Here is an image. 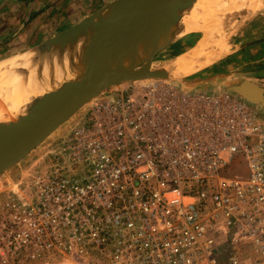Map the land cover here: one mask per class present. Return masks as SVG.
I'll return each mask as SVG.
<instances>
[{"label": "built area", "instance_id": "1", "mask_svg": "<svg viewBox=\"0 0 264 264\" xmlns=\"http://www.w3.org/2000/svg\"><path fill=\"white\" fill-rule=\"evenodd\" d=\"M263 110L157 80L93 100L0 203L2 262L264 264Z\"/></svg>", "mask_w": 264, "mask_h": 264}, {"label": "water", "instance_id": "2", "mask_svg": "<svg viewBox=\"0 0 264 264\" xmlns=\"http://www.w3.org/2000/svg\"><path fill=\"white\" fill-rule=\"evenodd\" d=\"M4 1L0 0V7ZM197 1L114 0L34 47L35 58L49 55L50 59L57 51L66 52L70 74L24 107H0L6 115L0 121V176L108 90L133 82L170 80L172 71L154 69V60L187 32L171 30L153 41V25L188 11ZM95 37L100 38L97 49ZM88 61L92 65L86 70ZM228 91L264 108V90L254 83L242 82Z\"/></svg>", "mask_w": 264, "mask_h": 264}, {"label": "rangeland", "instance_id": "3", "mask_svg": "<svg viewBox=\"0 0 264 264\" xmlns=\"http://www.w3.org/2000/svg\"><path fill=\"white\" fill-rule=\"evenodd\" d=\"M194 6L195 5H193L192 7ZM225 23L227 25V30H225V32L227 34V47L229 49V52L224 58L216 61L214 64L210 65L207 68H199V65L204 63L205 56L189 63L181 69H176L175 66V63L180 58L168 61L165 64L155 63L153 65L154 69L171 70L173 73V76L170 80H164L163 82L169 84L172 87L184 89L186 88V86L189 88L199 87L193 85V83H198L199 78H207L208 80H204V82H207L209 84V87L206 88L208 91H213V86H216L217 84H224L225 88H222L221 90H228L231 87H237L242 82L254 83L264 90V0H244L232 15L226 16ZM4 30L5 27L0 25V32L2 33L1 37H3L5 35L4 33L7 32V30ZM179 30H187V34L191 33L190 43L192 45V49L196 47V44H198V42L202 38L201 33L185 29V26L182 22L180 24ZM2 43H4V41H2ZM7 48L8 47H6V50ZM8 50V52L2 53V56L0 55V60L24 53L26 54L25 57L29 60V65L37 66L42 58H47V56L49 57V55H47L44 57L38 56L35 58L33 48H12L11 50ZM164 56L165 55H161L158 61H163L167 58ZM229 57L233 59V61H230L231 63H227V59ZM125 87L126 84H123L116 88H112L98 98L101 99L111 97L115 91L123 89ZM193 90L201 89L194 88ZM86 107L81 109L71 119V122L59 128L55 134H52V136L50 135L51 137L49 136L46 139L47 141L44 142L41 148L35 149L19 164L4 172L0 176V203L3 202L7 198V196L11 194H8V192H10L9 189L18 180L27 179L37 170L41 169L44 164L43 156L46 147H49L51 144H53V142H55L57 139H60L64 134H66V131H68L72 126L71 124L79 121L82 118ZM236 170L237 166L232 165L229 169V173L234 175L236 173ZM0 260V264H18L11 260H9L8 262L6 261L5 263L2 262L1 258ZM85 262L86 264H106L101 260H97V258H93L92 260ZM36 264L78 263L73 261L72 259H70V261L68 262L66 261V258L59 256L55 258H47Z\"/></svg>", "mask_w": 264, "mask_h": 264}, {"label": "bare ground", "instance_id": "4", "mask_svg": "<svg viewBox=\"0 0 264 264\" xmlns=\"http://www.w3.org/2000/svg\"><path fill=\"white\" fill-rule=\"evenodd\" d=\"M243 1L198 0L194 4L195 6L188 11L176 17H166L155 23L152 28V40H161L165 32L178 30L182 22L185 29L201 33L202 38L196 47L180 57L175 63L176 69H181L203 56H205V61L199 65V68H207L228 54L227 34L225 32L227 30L226 16L232 15ZM99 42L100 38L95 37L93 41L95 49L98 48ZM23 54L0 60L1 108L7 107L8 110H15L17 107H24L40 96L43 90L50 88L61 78L70 74L69 56L66 52L57 51L53 58H43L37 66L29 65V60L25 57L26 54ZM91 65L92 61L87 64L85 69H90ZM2 114L0 112V121L6 117ZM71 119L66 124L71 122ZM77 122L71 125L73 126ZM44 142L36 149L41 148Z\"/></svg>", "mask_w": 264, "mask_h": 264}, {"label": "crops", "instance_id": "5", "mask_svg": "<svg viewBox=\"0 0 264 264\" xmlns=\"http://www.w3.org/2000/svg\"><path fill=\"white\" fill-rule=\"evenodd\" d=\"M112 1L114 0H5L0 8V25L5 27L7 32L3 37L0 32V55L8 52V49H30L50 41ZM190 34L176 39L156 57L154 64H165L188 53L192 49ZM6 47H8L7 50ZM161 55L167 58L158 61ZM230 61L233 59L229 57L227 63H231ZM198 80L199 82H194L193 85L199 87L186 86L184 90L195 88L208 91L206 88L209 84L204 82L208 79L199 78ZM213 88V91H218L224 89L225 86L217 84ZM3 257L0 252V258ZM244 258L251 257L244 256Z\"/></svg>", "mask_w": 264, "mask_h": 264}]
</instances>
